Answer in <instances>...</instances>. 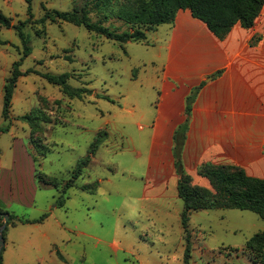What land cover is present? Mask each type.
Here are the masks:
<instances>
[{
	"label": "rangeland",
	"instance_id": "obj_1",
	"mask_svg": "<svg viewBox=\"0 0 264 264\" xmlns=\"http://www.w3.org/2000/svg\"><path fill=\"white\" fill-rule=\"evenodd\" d=\"M84 9L93 23L100 20L92 0H33L31 20L25 0H0V11L12 25L26 22L32 53L20 69L33 70L20 78L11 127L0 134V172L12 169L18 139L39 170L61 183L60 188H38L33 207L13 204L8 211L0 204L16 221V215L34 221L48 214L41 223L8 226L3 264H185L188 243L178 176L158 146L152 152L171 27H145L146 42L121 45L60 20L40 22L48 12ZM102 25L119 33L133 31L117 19ZM241 31L253 34L250 44L264 50V8L254 28L238 24L225 40ZM0 38L8 42L0 45V126H7L4 87L14 62L24 56V46L13 28L0 26ZM66 73L71 88L92 93L70 97L43 77ZM25 115L38 117L42 129L33 131L18 120ZM100 132L101 146L60 207L63 186ZM255 170L249 175L264 179V168L258 175ZM193 178L195 185L210 188L206 178L196 173ZM95 184L94 192L81 190ZM262 232L264 219L248 210L194 212L190 263L253 264L246 246Z\"/></svg>",
	"mask_w": 264,
	"mask_h": 264
},
{
	"label": "crops",
	"instance_id": "obj_2",
	"mask_svg": "<svg viewBox=\"0 0 264 264\" xmlns=\"http://www.w3.org/2000/svg\"><path fill=\"white\" fill-rule=\"evenodd\" d=\"M170 27L152 152L158 146L168 167L172 165L175 171L174 134L186 122L187 97L204 83L193 105L186 134L185 170L192 178L204 163L235 165L248 175L252 168L256 169L255 174L261 172L264 50L250 44L253 34L246 31L225 41L218 40L190 10H180ZM219 71L221 74L214 77ZM19 141L15 139L12 169L0 172V204L8 211L13 204L33 207L36 190L41 188L36 180L34 159Z\"/></svg>",
	"mask_w": 264,
	"mask_h": 264
},
{
	"label": "trees",
	"instance_id": "obj_3",
	"mask_svg": "<svg viewBox=\"0 0 264 264\" xmlns=\"http://www.w3.org/2000/svg\"><path fill=\"white\" fill-rule=\"evenodd\" d=\"M28 4L29 20L33 18L32 3L33 0H25ZM95 11L100 20L93 23L89 18L90 11L81 12H48L40 20L45 22L48 19L52 21L60 20L73 24L77 27H83L89 32L104 36L106 39L126 45L128 42H146L147 35L143 28L154 30L161 25H173L176 16L180 10H190L195 19L203 22L208 30L220 41L225 40L236 25H241L244 29L250 30L256 25L264 8V0H92ZM109 19H117L125 25L131 26L132 32L119 33L109 27H104L103 22ZM0 26L4 28H13L20 37L24 50V56L14 62L11 76L6 80L4 87L2 118L10 122L7 126H0V134L9 132L11 127V110L15 90L21 77H24L33 70L27 72L21 71L23 60L31 55L29 36L24 32L26 22L18 25H12L10 18L0 11ZM7 41L0 38V45H7ZM221 72H217L214 77H218ZM51 84L60 86L62 90L70 97L80 98L84 94H91V90L73 89L68 85L69 74L59 76L43 75ZM204 83L198 88L192 90L186 99V122L180 126L174 134V166L178 176V196L184 202V211L181 215L182 226L187 235V248L185 264H191V246L189 238V222L192 213L204 210L216 209H239L248 210L256 213L264 219V179L252 177L246 170L235 165H223L214 163H204L198 168V175L206 178L210 183V188L195 185L193 178L185 170L183 162V150L186 142V134L189 128L193 105L197 95ZM109 99V97H105ZM18 120L28 123L33 131L42 129L38 117L25 115ZM103 132H100L95 142L90 147V151L85 159L77 164L72 172V178L62 188V194L59 197V206L64 207L67 192L76 186L77 180L82 177L86 168L90 165L93 156L103 142ZM43 157H46V149L41 150ZM36 167V180L40 187L42 185L60 188L61 183L58 178L49 177L39 170L40 164L34 159ZM99 185H85L81 190L85 192H94ZM0 214H8L9 222L4 232L10 224L17 223H41L48 217L45 214L39 220H15L14 215L0 208ZM4 224V218L0 216V227ZM253 264H264V232L256 234L246 246ZM5 248L3 250V253ZM3 253L0 258V264H3Z\"/></svg>",
	"mask_w": 264,
	"mask_h": 264
},
{
	"label": "water",
	"instance_id": "obj_4",
	"mask_svg": "<svg viewBox=\"0 0 264 264\" xmlns=\"http://www.w3.org/2000/svg\"><path fill=\"white\" fill-rule=\"evenodd\" d=\"M4 218V224L0 227V258L5 248L6 240L4 237V232L7 228V224L9 222V215L8 214H0Z\"/></svg>",
	"mask_w": 264,
	"mask_h": 264
}]
</instances>
